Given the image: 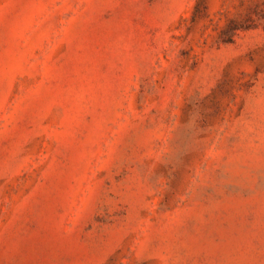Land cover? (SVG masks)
<instances>
[{
	"label": "rangeland",
	"instance_id": "374dc122",
	"mask_svg": "<svg viewBox=\"0 0 264 264\" xmlns=\"http://www.w3.org/2000/svg\"><path fill=\"white\" fill-rule=\"evenodd\" d=\"M0 264H264V0H0Z\"/></svg>",
	"mask_w": 264,
	"mask_h": 264
}]
</instances>
